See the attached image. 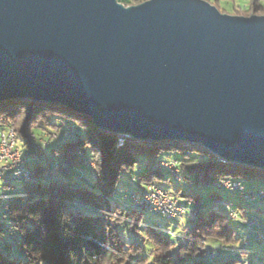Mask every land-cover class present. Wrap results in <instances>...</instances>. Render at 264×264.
Returning <instances> with one entry per match:
<instances>
[{"label": "water", "instance_id": "water-1", "mask_svg": "<svg viewBox=\"0 0 264 264\" xmlns=\"http://www.w3.org/2000/svg\"><path fill=\"white\" fill-rule=\"evenodd\" d=\"M264 170V15L207 0H0V101Z\"/></svg>", "mask_w": 264, "mask_h": 264}, {"label": "trees", "instance_id": "trees-1", "mask_svg": "<svg viewBox=\"0 0 264 264\" xmlns=\"http://www.w3.org/2000/svg\"><path fill=\"white\" fill-rule=\"evenodd\" d=\"M119 1L131 5L146 0ZM210 2L217 8L220 7L218 0ZM245 2H233L231 6L225 5L222 9L229 13H246L245 16H248L253 11V5L256 6L258 2ZM261 3L259 11L264 14V2ZM48 125L57 129L56 131L73 125L75 132L71 136L62 137L61 148H51V152L62 155V160L56 161L53 167L36 162L35 178L29 185L25 202L16 198H0L5 200V213L11 220L9 231L20 233L15 244L7 243L10 248L15 246L20 258L4 252L0 244V264H14L17 261L20 264H132L142 243H129L123 236L122 226L127 225L137 232L141 228L144 211L132 205L128 211L119 203L111 207L108 197L118 189L123 175L140 169L141 166L145 167L139 175L142 183H155L156 178L172 182L163 177L167 170L156 167L160 160L177 161L181 170L179 180L182 178L188 186H212L232 191L235 189L217 186L216 183L223 179L244 180L252 184L264 181V170L220 161L200 144L171 140L147 142L129 137L120 140L117 134L99 128L89 115L59 104L28 98L0 101V131L9 128L16 130L17 136L23 139V150L28 146L32 147L30 134L38 132L40 135L48 129ZM79 152L83 153V157ZM91 162L94 166H88V169L93 174L94 181L88 182L82 173L75 170ZM53 170L61 172L62 180H54ZM47 176L49 182L44 183L43 179ZM66 176L70 181L63 179ZM10 181L12 180L7 182ZM140 188L142 187L136 189ZM253 190L264 189L246 192H254ZM174 193L196 203L194 226L188 230L174 253L173 237L160 229L147 226L143 241L148 240L150 243L151 259L148 260L149 256L142 257L137 260L138 264L148 261L149 264H182L188 259H191V264H242L243 261L235 256L217 260V255L207 250L208 240L219 241L223 245H233L236 242L235 229L229 224L227 213L221 210V207L228 206L223 195L212 192V208L203 215L200 195L183 194L179 188ZM239 197L240 200L235 201L232 206L248 215L247 208L251 206H246L243 202L240 191ZM214 206L220 208L215 209ZM4 234L5 229L0 225V239ZM254 239L264 242V237L257 240L255 236ZM245 245L249 246V243ZM159 250L163 252L159 253ZM233 255L237 253L233 252ZM207 256L216 260L207 263ZM244 263L251 264L249 261Z\"/></svg>", "mask_w": 264, "mask_h": 264}, {"label": "rangeland", "instance_id": "rangeland-1", "mask_svg": "<svg viewBox=\"0 0 264 264\" xmlns=\"http://www.w3.org/2000/svg\"><path fill=\"white\" fill-rule=\"evenodd\" d=\"M207 1L210 2L212 0H207ZM245 1H246L245 3H247L253 0H245ZM233 2H235L236 4H240V0H218V4L220 6L218 7V9L223 13H228L233 15H244V16L247 15L246 13H229L222 9L223 6L225 5L231 6ZM257 2L258 4L256 6L253 5L252 7L253 11H250L248 16L252 14L264 15L260 13L261 11H259L261 9L260 4H262L261 2H264V0H262L261 2L257 0ZM48 126H49L48 129H45L42 133H40V135L38 134V132L35 133L37 135L38 142L42 145L43 148L39 158L38 157H37L38 159L36 158L37 160L34 159L29 161L28 167L31 171H34L35 164L37 161L46 167H49V165L50 167H53V164L56 161L62 160V155L60 153H55L54 151L51 152V148H53V146H59V148H61V144L60 145L54 144V142H56L55 140H60L62 137H64L66 131L69 132L70 130H72V132L70 131L71 135L74 134L75 132L74 130L75 126L73 125L70 126L67 125L66 128L62 131H56L57 129H54L50 125ZM18 138H19V146L22 148L23 139L20 136ZM119 138L120 140H123L125 137L119 136ZM29 147L30 146L26 147L25 150L22 149V152L28 153L27 150ZM79 153H81V157H83V153L82 152ZM167 160L175 161L173 159H167ZM176 163L178 162L176 161ZM142 164L144 165V162ZM86 166H81V168L79 169L77 168V170L75 171H77L78 173H82L83 176H85L86 181L93 182L94 181L93 174L88 169V166L93 167L94 164L91 162ZM144 170L145 167L141 166L140 169L139 168L135 169L130 173L123 175L121 177L118 183V189L108 197V203L111 207H114L116 203H119L120 205L126 207L128 211L131 210L132 207L128 199L129 192L131 191V189L134 190L136 188L142 187L140 189L146 190L147 189L146 187L149 185L146 183H142L139 179V175ZM12 175H13V170H11L8 173V176H5L4 178H0V198H5V200L16 198L21 202H25L27 198V191L29 189L30 182H26L23 178L12 179L10 178ZM163 177L169 178V180L172 182L159 180L156 178L155 179L156 184L154 183V185L157 186V188L159 189H164L168 191L172 199L177 200L178 204L182 207L183 211L181 215H179L178 217L172 220H168L155 212L143 210L144 216L141 223V228L137 232H134L127 225L122 226L123 236L127 239L129 243L134 241H138L142 243V248L134 256L132 260V264H138L137 260L145 256H149L148 259L149 261L151 259L150 243L148 242V240L143 241L144 239L143 237L145 235L147 226L155 229H160L163 233L169 234V236L173 237V240L175 242L172 248L173 253L175 252L176 247L181 242H183L188 230L194 226V216L196 214L197 205L192 199H189L190 201H188L187 197L176 195L174 193V190L178 188L181 190V193L183 194L189 193L193 195H200L203 205V209H202L203 215H206L208 209L212 208V200H213V198L211 197L212 192L222 194L224 199L228 202L227 203L228 206L221 207L222 208L221 210L227 213L229 224L235 229L236 242L233 245H223L222 242L215 240H208L207 250L209 252L215 253L217 255L216 258L217 260H220V258H225V257L232 258L235 256L243 261L242 264H245L244 263L245 261H249L251 264H264V242H258L254 239L255 236L257 238V236L261 234L264 236V230H263L264 223H262L264 222L262 220L264 219V201H258V202L256 201L257 202L256 204V202L255 203H252L251 201L249 202L246 199H244L245 197H242V200L246 204V206L248 204L251 206L250 208H247L248 215H246L241 210L232 206L234 205L235 201L240 200L239 197L240 190L238 191L237 189H235L231 191V190H226L212 186H208V187H204V186L195 187V185L194 186L192 185L193 187L188 186V184L182 181V178L181 180L175 179L169 172L163 173ZM53 178L55 181L62 180L61 172L57 170H53ZM63 179L70 181L69 177L67 176L64 177ZM8 180H12V181L7 182ZM238 181H240V183H242L245 186L246 190L259 189V188L264 189V181L261 180L254 184L244 180H238ZM43 182L44 183L49 182L48 176L45 179H43ZM5 200L3 201L2 199H0V225L3 229H5V234L0 239V244L4 252H6L7 254L11 255L14 258L15 257L20 258V255L17 252L15 246L11 248L7 246V243H11V242L15 244L16 239H18L20 236V233L19 231H15L13 233L9 231L8 227L9 224L11 223V220L9 219L8 215L5 213L6 212L4 207ZM214 208L217 209L220 208V206H214ZM260 217L262 219H260ZM246 243H249V246L245 245ZM242 250L244 251L246 250L245 251L246 253L242 252ZM158 252L162 253L163 250H159ZM233 252L237 253V255H233ZM216 259H211L210 257L207 256L206 261L207 263H212ZM190 260L191 259H188L182 264H191ZM149 261L147 263L144 262L142 264L145 263L149 264ZM14 264H20V263L17 261Z\"/></svg>", "mask_w": 264, "mask_h": 264}, {"label": "built area", "instance_id": "built-area-1", "mask_svg": "<svg viewBox=\"0 0 264 264\" xmlns=\"http://www.w3.org/2000/svg\"><path fill=\"white\" fill-rule=\"evenodd\" d=\"M72 132V130H70ZM70 131H66L64 137L71 136ZM29 138H34L35 148H28V153H23V148H18L15 140L13 139V128L0 131V162L5 163V170L0 171L1 176H8V173L13 170V175L10 178L28 176V171H24V163L32 160V158L39 157L42 152V145L38 142L37 135L31 133ZM156 164H163L167 169L173 170L180 176L179 163L160 160ZM216 184H223L228 188L240 190L244 199H260L264 201V194L262 195H248L242 191V184H230L228 181L219 180ZM147 198L139 199L140 203H148L155 209H160L163 214L171 216L172 202H167L163 193L159 189L154 188V183L149 184L147 187ZM130 201V199H129ZM264 236L261 234L257 239H262Z\"/></svg>", "mask_w": 264, "mask_h": 264}, {"label": "bare ground", "instance_id": "bare-ground-1", "mask_svg": "<svg viewBox=\"0 0 264 264\" xmlns=\"http://www.w3.org/2000/svg\"><path fill=\"white\" fill-rule=\"evenodd\" d=\"M13 139L15 140V142L17 144V147L20 148L19 142H18V136H17V134H16V132H15L14 129H13ZM30 142L32 144V147L31 148H35V140H34V138H30ZM36 158L37 157L32 158V160H34ZM29 161L26 162V163H24V171H28V176L17 177V178H23L26 182L32 183L34 181V178H35V172L34 171H31L29 169V167H28ZM167 161H170V160H167ZM170 162L176 163V161H170ZM156 167L159 168V169L167 170L176 179H179L180 178V176L178 174H176L175 172H173V170L167 169L166 166L163 165V164H156ZM4 170H5V163L4 162H0V171H4ZM4 177L5 176H1V178H4ZM17 178H12V179H17ZM223 180L224 181H228L230 184H242V183H240V181H237V180H231V179H223ZM216 185L217 186H221V187L228 188L227 186H225L223 184H216ZM154 188L159 189L155 185H154ZM159 191H160V193H163L165 195L167 202H172L171 216H168L166 214H163L160 209H155L154 207H152L148 203H140L139 202V199L147 198V189L146 190H144V189H134V190H131L129 192L130 203H131L132 206H134L137 209H140V210H148L150 212H155V213L163 216L164 218H166L168 220H172V219L178 217L179 215H181V213H182L183 210H182V207L178 204L177 200L172 199V197L170 196V194L168 193V191H166L164 189H159ZM242 191L245 194H248V195H262V194H264V190H258V191H254V192L247 193L243 184H242ZM246 200H249V199H246ZM249 201H251L252 203H255L256 201L257 202L260 201V199H250ZM257 202H256V204H257ZM258 240H260V239H258Z\"/></svg>", "mask_w": 264, "mask_h": 264}, {"label": "crops", "instance_id": "crops-1", "mask_svg": "<svg viewBox=\"0 0 264 264\" xmlns=\"http://www.w3.org/2000/svg\"><path fill=\"white\" fill-rule=\"evenodd\" d=\"M56 142H54V144H61V142L63 141V139L61 138L60 140H55Z\"/></svg>", "mask_w": 264, "mask_h": 264}]
</instances>
